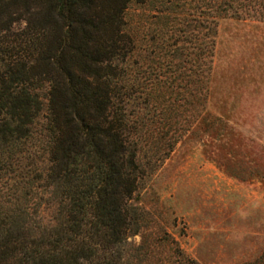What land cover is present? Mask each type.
<instances>
[{"label": "trees", "instance_id": "obj_1", "mask_svg": "<svg viewBox=\"0 0 264 264\" xmlns=\"http://www.w3.org/2000/svg\"><path fill=\"white\" fill-rule=\"evenodd\" d=\"M223 17L264 21V0H0V172L44 161L22 198L19 180L0 196V264H198L159 225L144 231L133 195L158 141L165 157L207 114ZM40 180L46 224L23 196ZM241 264H264V249Z\"/></svg>", "mask_w": 264, "mask_h": 264}, {"label": "rangeland", "instance_id": "obj_2", "mask_svg": "<svg viewBox=\"0 0 264 264\" xmlns=\"http://www.w3.org/2000/svg\"><path fill=\"white\" fill-rule=\"evenodd\" d=\"M21 25L13 22L10 31ZM214 38L207 114L190 123L165 157L167 139L158 141L159 159L149 158L154 171L133 196L151 214L146 233L159 225L198 264H241L264 249V21L223 17ZM43 166L29 158L19 170L0 172V196L7 198L16 180L21 196L29 169L43 175ZM31 182L23 195L27 211L49 223L48 188ZM140 241L137 233L127 237L130 245Z\"/></svg>", "mask_w": 264, "mask_h": 264}, {"label": "crops", "instance_id": "obj_3", "mask_svg": "<svg viewBox=\"0 0 264 264\" xmlns=\"http://www.w3.org/2000/svg\"><path fill=\"white\" fill-rule=\"evenodd\" d=\"M214 89V87L212 86V85H210V90H209V94H208V98L209 99H211V101H212V97H213V94H212V90L211 89ZM217 99V98H216ZM210 101V102H211ZM217 102H219V103H221V100H218ZM212 103V102H211ZM223 103H229V104H235V101H228V102H226V101H223ZM225 115V114H224ZM226 117H227V119H229V120H231V118L228 116V115H225Z\"/></svg>", "mask_w": 264, "mask_h": 264}]
</instances>
